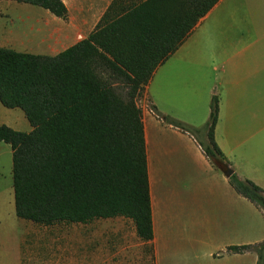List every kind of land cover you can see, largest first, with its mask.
<instances>
[{
	"label": "crops",
	"instance_id": "1",
	"mask_svg": "<svg viewBox=\"0 0 264 264\" xmlns=\"http://www.w3.org/2000/svg\"><path fill=\"white\" fill-rule=\"evenodd\" d=\"M62 1L64 18L0 0V48L55 56L86 38L112 2ZM214 96L218 147L234 172L264 189V0H219L145 87L139 103L153 239L125 215L47 224L0 209V242L10 246L0 264H256L254 251L228 247L264 240L262 209L164 118L202 126ZM2 124L32 129L21 108L0 102Z\"/></svg>",
	"mask_w": 264,
	"mask_h": 264
},
{
	"label": "trees",
	"instance_id": "2",
	"mask_svg": "<svg viewBox=\"0 0 264 264\" xmlns=\"http://www.w3.org/2000/svg\"><path fill=\"white\" fill-rule=\"evenodd\" d=\"M64 18L62 0H17ZM219 0H112L84 39L55 56L0 48V102L21 108L32 129L0 125L12 149L18 217L53 224L125 215L141 237H154L140 98L154 70ZM218 99L202 126L164 116L191 135L214 167L227 161L214 139ZM229 165V164H228ZM237 193L264 213V189L236 172ZM254 251L264 240L228 247Z\"/></svg>",
	"mask_w": 264,
	"mask_h": 264
},
{
	"label": "rangeland",
	"instance_id": "3",
	"mask_svg": "<svg viewBox=\"0 0 264 264\" xmlns=\"http://www.w3.org/2000/svg\"><path fill=\"white\" fill-rule=\"evenodd\" d=\"M12 153L9 145L0 142V209L5 213L14 211V198L12 188ZM15 214V211H14ZM9 245L0 242V255L7 261V249Z\"/></svg>",
	"mask_w": 264,
	"mask_h": 264
},
{
	"label": "water",
	"instance_id": "4",
	"mask_svg": "<svg viewBox=\"0 0 264 264\" xmlns=\"http://www.w3.org/2000/svg\"><path fill=\"white\" fill-rule=\"evenodd\" d=\"M214 164L227 177H229L233 173L232 167L224 162L214 160Z\"/></svg>",
	"mask_w": 264,
	"mask_h": 264
}]
</instances>
